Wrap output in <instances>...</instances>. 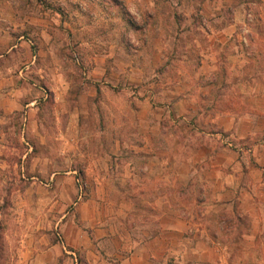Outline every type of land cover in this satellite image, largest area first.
<instances>
[{"label": "crops", "instance_id": "obj_1", "mask_svg": "<svg viewBox=\"0 0 264 264\" xmlns=\"http://www.w3.org/2000/svg\"><path fill=\"white\" fill-rule=\"evenodd\" d=\"M44 1L34 19L24 7L17 16L10 8L11 22H34L44 39L64 29L82 49L102 47L99 61L123 59L109 76L137 87L132 143L148 161L129 173L151 197L111 203L108 182L96 178V193L77 202L75 220L56 214L50 190L37 216H18L24 227L2 232L0 264H250L246 255L264 253V38L254 39L262 35L252 23L255 16L264 24V0H123L131 21L106 6L114 21H96L92 39L85 0ZM66 88L52 89L57 103ZM90 89H81L85 110ZM121 124L114 118L115 128ZM122 136L115 129V145ZM144 201L152 210L138 218Z\"/></svg>", "mask_w": 264, "mask_h": 264}, {"label": "rangeland", "instance_id": "obj_2", "mask_svg": "<svg viewBox=\"0 0 264 264\" xmlns=\"http://www.w3.org/2000/svg\"><path fill=\"white\" fill-rule=\"evenodd\" d=\"M85 1L90 7L89 39L96 32L93 30L96 21L103 17L114 21L106 6H116L122 21L132 19L125 13L123 0ZM39 4L40 0H0V245L3 231L18 230V225L24 227L17 221L18 216L27 220L38 215L43 208L39 198L50 190L57 193L56 214H73L75 220L77 202L96 193L93 189L96 178L108 182L104 193L111 203L120 199L134 203L151 197L150 191L139 188L129 173L131 165L144 167L148 161L144 150H137L132 143L139 139L132 134L137 87L130 78L109 76L112 70L119 71L123 59L116 54L105 55L99 61L97 53L102 47L92 42L93 46L82 49L73 40L67 41L64 29L53 32L54 39H44L34 22L25 26L11 22L10 8L17 16L18 9L24 7L26 14L34 19ZM228 17L223 15L221 21ZM252 23L262 35L253 34L254 39L264 38V24L255 16ZM108 48L105 45L104 52ZM258 65L264 68V62ZM59 72L62 77L56 74ZM65 85L64 99L59 104L52 89ZM87 86L94 92L86 94L85 110L81 105L84 92L81 89ZM114 118L116 123L121 121V127L115 128ZM119 128L123 136L117 146L113 137ZM88 163L100 167V172H85ZM140 177L146 180L144 175ZM147 205L144 201L138 218H144L152 210ZM52 233L60 237L59 224ZM222 239L229 244L235 241L232 237ZM231 257L230 262L239 261V255ZM246 257L251 264L260 258L264 260V253H249Z\"/></svg>", "mask_w": 264, "mask_h": 264}, {"label": "built area", "instance_id": "obj_3", "mask_svg": "<svg viewBox=\"0 0 264 264\" xmlns=\"http://www.w3.org/2000/svg\"><path fill=\"white\" fill-rule=\"evenodd\" d=\"M243 34H244V31H243ZM241 41H244V36H241Z\"/></svg>", "mask_w": 264, "mask_h": 264}]
</instances>
